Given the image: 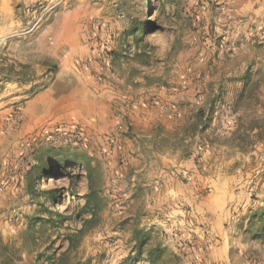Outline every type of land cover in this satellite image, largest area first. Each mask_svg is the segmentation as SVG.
<instances>
[{
  "label": "rangeland",
  "instance_id": "rangeland-1",
  "mask_svg": "<svg viewBox=\"0 0 264 264\" xmlns=\"http://www.w3.org/2000/svg\"><path fill=\"white\" fill-rule=\"evenodd\" d=\"M81 1L0 0V264H152L156 247L157 264H264V240L243 227L264 207V19L242 16L236 43L217 37L226 59L206 75L179 51L212 36L204 12L232 0H88L107 15L83 13L69 35L64 14ZM147 78L193 95L150 103L194 104L199 122L156 137L123 111L111 125L70 116L75 97L97 112L117 100L106 82L130 94Z\"/></svg>",
  "mask_w": 264,
  "mask_h": 264
},
{
  "label": "crops",
  "instance_id": "crops-1",
  "mask_svg": "<svg viewBox=\"0 0 264 264\" xmlns=\"http://www.w3.org/2000/svg\"><path fill=\"white\" fill-rule=\"evenodd\" d=\"M56 2L57 0H55V3ZM257 2L261 3V7L259 9L254 8V5ZM92 5L93 4L90 1L82 0L80 3L77 4L76 7L67 11L64 14V23H63L62 31L63 32L67 31L69 35H72L73 28L71 25H73L72 23L78 20L83 13H85V15L89 17H94V15L105 17L107 15V12L102 11L100 9L96 10L93 8ZM263 6H264V0H232L230 1L228 8L222 10V12H218L216 14L214 13V15L211 14L209 10L207 12H204V18L207 21V25H209L210 20L212 18H213V22L217 23L218 26L215 27L216 32H212V36L208 34L206 35L207 37L202 36L201 39H193L194 41L191 40L192 42L190 45L186 46L185 49L179 51L178 59L181 61L182 58L181 68H186V66H189L190 68H192V70H194V73H196L198 60L201 61L204 60L205 66H202L198 70V72L204 71L206 75L213 73L214 70L210 69L212 65L214 63H218L220 67L222 63V59L223 58L226 59L222 49H219V53L216 54V50H218L217 43H219V41H217V37L221 35H225L226 40L232 39L234 41H231V43L232 44L236 43L237 39L240 36H243L244 33H247L248 30V22L243 23L240 20V18L244 15H247L249 16L250 19L248 21L253 23L255 21L253 20L254 16L260 15L261 20H263L264 19ZM216 33H218V35H216ZM59 45L60 46L63 45L66 48L69 46L71 47L73 46V44L67 42V37L63 40L61 39V44L59 43ZM241 48H244L243 44L235 46L233 52L230 54L231 57L232 56L236 57L237 55H239L238 53L241 50ZM204 54L206 56H204ZM241 54L243 55L244 52H241ZM92 57H94V55ZM90 66L93 69L94 74H99L101 72H104L107 76L113 75L109 73L111 67L110 65H107L105 68H101L96 61H93L91 62ZM84 69L86 70L87 68ZM236 70L237 69H234L233 71L230 70V73L231 74L236 73ZM214 77L215 76H212L211 78L213 79ZM150 80L151 78H147V80H145L143 83L140 84L145 86V90L144 88L136 89L133 90V93L130 94L127 92H121V91L115 92L113 90H110L109 88L111 87L112 83L108 81L106 83H108L109 88L106 89L104 92L105 93L107 92L108 99H111L113 97L117 98V100L113 102L114 106L111 104L110 101L108 103L107 108L102 107L100 110L98 109L96 112L94 107L92 109L84 108L85 107L84 103H89V98L75 97V99L73 100L74 102L72 108L70 109V116L72 115L73 117L77 118L87 113L92 119H96L100 121L105 120L108 124L111 125V122L113 120L115 122L120 120V118L118 119L116 118V112L123 111L124 114H127L130 125H134L137 129L145 132L152 131L154 132L156 137L159 136V134L163 130H168V132L175 134L177 129H182L183 127L189 126V124H191L192 121H196V122L198 121L197 118L198 108H196L197 106L194 104L183 105L180 107L179 112H175V109L172 108L171 106L166 107V106H161L159 104L150 103L149 98L152 96L153 93H156L153 91L158 92V90H160L158 93L161 94L162 97L161 100L166 101L168 103L169 102L181 103L182 101H187L188 99L191 100V97H193V95L187 94L186 95L187 100H184V97L181 94L177 93L175 95H171L170 89L168 90L163 87H160L161 85L160 83H153ZM233 87L236 88L238 86H233ZM55 91H57V88H55ZM100 114H102L101 117Z\"/></svg>",
  "mask_w": 264,
  "mask_h": 264
},
{
  "label": "trees",
  "instance_id": "trees-1",
  "mask_svg": "<svg viewBox=\"0 0 264 264\" xmlns=\"http://www.w3.org/2000/svg\"><path fill=\"white\" fill-rule=\"evenodd\" d=\"M139 30H142V28L140 27L138 31ZM143 34L144 32H141L140 34H138L137 32H134L135 41L138 42L139 38L142 37ZM48 171L50 170H47L45 167H43L42 174H45ZM88 176L90 179V176H91L90 171H88ZM92 196H94V190H91L87 194L86 204L90 203V199L92 198ZM243 227L247 233H253L254 237L264 240V207H260V208H257L256 210H252L249 216L247 217L246 225H244ZM135 238H136V247L139 250V253H141V248L145 244V237L141 238L135 234ZM161 256H162L161 249L156 247V248L150 249L147 252L146 258L152 264H157L158 259Z\"/></svg>",
  "mask_w": 264,
  "mask_h": 264
}]
</instances>
